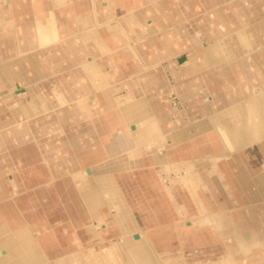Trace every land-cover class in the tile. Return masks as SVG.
Wrapping results in <instances>:
<instances>
[{
    "label": "crops",
    "instance_id": "0c3cea01",
    "mask_svg": "<svg viewBox=\"0 0 264 264\" xmlns=\"http://www.w3.org/2000/svg\"><path fill=\"white\" fill-rule=\"evenodd\" d=\"M104 1L0 0V264H264L253 256L264 250V136L228 149L215 133L212 115L241 98L224 75L205 74L224 59L219 39L201 49L186 33L199 68L185 73L186 55L162 64L184 48L154 35L166 31L165 5L154 15L148 0H116L111 10ZM148 14L154 24L142 21ZM110 15L121 27L100 23ZM238 69L242 85L248 74ZM202 81L222 86L211 92ZM172 85L184 97L177 113L152 96ZM90 94L101 95L96 109L85 103ZM28 141L46 176H17L11 152L19 156ZM149 166L174 219L165 206L155 219L143 217L130 195L145 190L130 174ZM166 227H175L176 241L163 237Z\"/></svg>",
    "mask_w": 264,
    "mask_h": 264
},
{
    "label": "bare ground",
    "instance_id": "6f19581e",
    "mask_svg": "<svg viewBox=\"0 0 264 264\" xmlns=\"http://www.w3.org/2000/svg\"><path fill=\"white\" fill-rule=\"evenodd\" d=\"M148 2L149 3L147 4L150 7V11L154 15H158L155 14V8L160 4L165 5L166 10L164 11L167 13L169 12L171 15H177V13L179 14V12H181V10L179 11L177 8L169 7L168 0H148ZM113 3L116 6V0L115 2L114 0H106L103 2L105 6H109V10H111ZM126 3L127 0L119 1L120 5ZM195 4L197 7H201L203 12L208 11L214 14L218 19L217 23H219L226 31V33H220L216 30L213 24L212 27L209 26V24H211V21H208L210 20L209 17H204L206 21L209 22V24L206 22L207 28H210L208 30L209 40L219 39L216 43H219V47L222 51L221 54L224 56L223 60L204 67L205 74L209 77V75H213L215 72L221 73L226 77V80L229 81L227 82V87L233 86V90L231 88V91H233V93L235 92L237 95L239 93L241 94V98L239 99L232 96L233 98L230 99V103H228L224 109L215 111L214 115L211 117L215 133L220 139H222L228 149H234L264 136V23L261 19L264 17V0H198V3ZM236 7H238V9ZM242 10L245 14H243ZM152 14L142 17V21L144 20L148 25L153 21L154 24ZM137 20L140 21V18L137 17ZM246 20L247 23H245ZM108 22H115L121 27L120 20L111 18V15L110 18L103 20L100 23L108 24ZM235 25H239L240 28H235ZM152 27L151 29L153 30ZM173 27L174 32L183 28L182 25ZM211 44L214 43L210 41L208 47ZM183 47L184 44L181 48ZM208 47L204 48V51H206L209 56L211 55L212 50H209ZM181 48L176 47L175 49L177 51ZM175 49L173 48V50ZM221 54L219 52L217 53V55ZM175 61H177V58ZM181 64L184 65L183 68L185 69V73H188L189 70H198L199 68L196 62L193 64L189 59H186ZM238 65H240L243 70L241 68L238 69ZM153 68L156 69L157 67H155V65L147 66L148 70H154ZM234 69H238L239 73L245 71V75L248 74L247 80L242 83V85H240V83H235L236 77L233 73L235 71ZM161 81L162 79L159 77L156 79L158 85ZM203 85H205L211 92L213 90L211 88H215V92H217L218 88L222 86L221 83L215 81L210 83L204 82ZM247 87L249 91L246 90ZM143 88L144 86H141V89ZM171 88L174 90V92L171 93L172 97L176 96L181 104L183 102L182 98H184L181 91H178L173 85ZM131 91L137 92V88L136 90ZM134 95L136 96L137 101V95L144 94ZM100 97L101 95L98 94H90L87 98L85 97V103H88L90 107L93 106V108L96 109L101 100ZM106 101L115 102L113 97L108 98ZM138 101L144 102L145 98L143 97ZM135 128V125L128 126V129H130L131 132L132 130H135ZM129 132L130 131L128 130L127 132L122 133H125V135L133 140L132 134ZM36 256L38 255L36 254Z\"/></svg>",
    "mask_w": 264,
    "mask_h": 264
},
{
    "label": "rangeland",
    "instance_id": "374dc122",
    "mask_svg": "<svg viewBox=\"0 0 264 264\" xmlns=\"http://www.w3.org/2000/svg\"><path fill=\"white\" fill-rule=\"evenodd\" d=\"M190 1L192 4L190 3ZM193 1L194 0H168L169 7H173V8L175 7L179 11L181 10V12L177 15H170L166 19H165V17L161 18L163 24L166 25V31H163L162 35L159 34L158 32H156V34H154L155 36H157L158 40L162 38L164 41V39H165L167 46L168 47H170V46L174 47V49H175L177 46V44H175V42L177 43V41H178V43H182L185 46L186 42H187L186 40L188 39V38H186L187 34H188V36L191 34L194 37V38H192L193 40L198 41V43L201 42L199 47L202 49L203 46H206L210 42L209 37L207 36V29H206V27H207L206 22L207 21L205 19L206 17L207 18L209 17L211 24H213V26H215L216 30H218L220 33H226V31L221 27V25L219 23H217L218 20L214 17V15L211 12H208V11L203 12L202 8L197 7V5H195ZM156 14H158V11H156ZM261 19L264 23V17ZM179 25L183 26V28L180 29L183 33L182 36L180 34L179 29H178L179 31L177 32V35L174 34V31L172 29V28H174L173 26H179ZM198 25H199V28L196 27ZM201 25H203V26H201ZM200 48H198V49H200ZM197 51L193 50V49L188 50V49H186V47H184L183 49H181L177 53L171 54L167 59H163L162 64L164 65V64H166L172 60H175V58L177 56H183V55H186L189 60L195 59V57L197 58ZM196 61H198V59ZM238 76H240V75L238 74ZM203 82L204 81H202V83ZM171 84H173V82H171ZM231 88L233 90V86H228L229 90ZM172 92H174V90L170 87L169 88H163L157 94L152 95V96L155 97V99L157 98L161 105H165L167 103L170 106V108H174V110L177 113V112L182 110V106L179 102V99L176 96L172 97V95H171ZM121 93L123 94V92H121ZM203 103L207 104V101L204 100ZM199 107H201V106L199 105ZM179 116L180 115H178V117ZM200 117H201V114L199 112L196 113V118L199 119ZM174 119H176V117H174ZM55 133H59V129L55 130ZM24 145H25V147H24L25 150L24 151L19 150V152H18L20 154L19 156L16 155L17 154L16 149L12 150V152H11V155H13V158L15 161L14 166L17 167V172H16L17 176L19 178H21V177H34V176L35 177L46 176L47 173L45 174V171H44V166H45L44 159L40 156L39 157H37L35 155L31 156L32 151L30 149L28 150V152L26 151L27 147L31 148L30 146L33 145V141L32 142L31 141L25 142ZM227 158L228 157L219 158L217 160V162H218L217 164L221 167L222 165L220 164V162H222L223 160H226ZM152 167L153 166H151V168ZM149 168H150V166L149 167H137L134 169L135 173L130 174L132 181L134 183L133 186H138V182L145 186V190H142V191H141V189H136V188L133 189L132 188L131 190H129L130 195L133 197V201L137 203L136 206L140 208L139 210L142 213L147 214V215L143 214V217H147V218L151 217V218L155 219L157 216L155 217V215L153 216V214L164 213L165 210L163 208L165 206V207H167V210L169 211L168 215L170 216V218L173 217V219H174V215H172L173 212L171 210V208H173V205L170 203V199H169L168 195L165 194L166 192L162 188L159 189V186H162V185L159 183V186H158L156 184V181H158V179L154 182V180H152V178H151V175L145 174V171H148ZM260 169L262 171H264V162H262L260 164ZM199 170H200V174L203 177V179L205 181H207V179H208L207 172H206L207 169L204 166L200 165ZM13 175H15V174L13 173ZM162 175H163L162 177L165 179V184L169 185L170 182H169L168 178H169L170 174L169 173H163ZM156 177L158 178V175ZM55 180H59V178H57ZM175 192L177 194L176 197L178 199H181V202H182V198H183L182 191L176 190ZM201 197H203V195ZM139 203H140V205H143L144 203H147L148 205L146 207L138 206ZM143 208L145 210H143ZM160 208H162L161 210H163V212H161ZM151 213H152V216H150ZM146 221L149 222L150 220H146ZM193 222L199 223V220L198 219L193 220ZM150 224L152 226L157 225L153 221H150ZM77 229H79V228L77 227ZM162 229L164 231V228H162ZM166 235L173 242L176 241L177 234L175 231V227L173 228V231L170 228L166 227L165 233L163 234V237ZM204 239L205 238L196 237V239H194L193 242H194V244H199L200 246H203V243L205 242ZM163 242H165V241H163ZM190 242H192V241H190ZM254 252H256V253L253 254V256L257 260H259V258H260L261 261L264 262V250H258V251H254ZM243 261H245V260H243ZM243 263H247V262L245 261Z\"/></svg>",
    "mask_w": 264,
    "mask_h": 264
},
{
    "label": "water",
    "instance_id": "95a60500",
    "mask_svg": "<svg viewBox=\"0 0 264 264\" xmlns=\"http://www.w3.org/2000/svg\"><path fill=\"white\" fill-rule=\"evenodd\" d=\"M181 60V59H180Z\"/></svg>",
    "mask_w": 264,
    "mask_h": 264
}]
</instances>
